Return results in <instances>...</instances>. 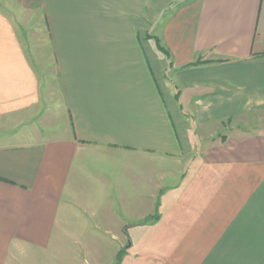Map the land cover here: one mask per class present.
<instances>
[{
	"label": "crops",
	"instance_id": "1",
	"mask_svg": "<svg viewBox=\"0 0 264 264\" xmlns=\"http://www.w3.org/2000/svg\"><path fill=\"white\" fill-rule=\"evenodd\" d=\"M137 1L0 0V264H264V0Z\"/></svg>",
	"mask_w": 264,
	"mask_h": 264
},
{
	"label": "rangeland",
	"instance_id": "2",
	"mask_svg": "<svg viewBox=\"0 0 264 264\" xmlns=\"http://www.w3.org/2000/svg\"><path fill=\"white\" fill-rule=\"evenodd\" d=\"M143 0H138V7H139V2H142ZM77 5H79V2H77ZM171 6V4H170ZM169 7V5H168ZM148 25L151 24V22H147ZM138 25L141 26V22L139 23L138 21ZM26 42L28 43H33L34 41L38 42L39 44H43V43H47L48 42V34H47V29H43L41 27V32H40V37L38 38L37 36H34L32 34H26L25 36ZM36 38V39H34ZM40 39V40H39ZM45 51H42V53H44ZM47 53V51L45 52ZM47 60V55L46 57H44V55H42V59L40 61V63L37 64L38 68L40 69V66L42 68L45 74H43L42 76L44 77V79L47 78L48 75V63L46 62ZM263 112V111H262ZM244 119V123L242 122H237V126L233 127L234 125L232 124L231 119H226L223 121V125H225V128L228 129L229 131L233 132V131H237L240 132L242 129H247L246 131H256L257 129H252V126H250L249 124L246 123H254L255 125L257 124V121H263L264 120V112L263 114H254V115H250L248 116V118H243ZM15 118L10 119L9 117H5V118H0V133H4V132H8V128L9 127L11 129L12 125H15ZM249 125V126H248ZM3 126V127H2ZM241 126V127H240ZM233 128V129H231ZM239 129V130H237ZM241 129V130H240ZM222 131L216 134L217 135V141L220 139H224V135L226 134L225 132H227L224 129H221ZM230 133V132H229ZM202 143V141H201ZM18 262L17 264H53V260L50 258V252L48 251H40V250H25V252H21L19 254V258H18Z\"/></svg>",
	"mask_w": 264,
	"mask_h": 264
}]
</instances>
